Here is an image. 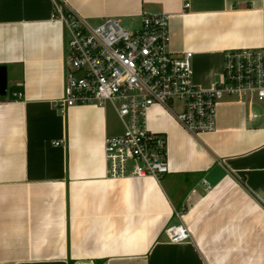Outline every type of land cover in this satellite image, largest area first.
<instances>
[{
    "label": "crops",
    "instance_id": "0c3cea01",
    "mask_svg": "<svg viewBox=\"0 0 264 264\" xmlns=\"http://www.w3.org/2000/svg\"><path fill=\"white\" fill-rule=\"evenodd\" d=\"M67 1L92 21L169 13L170 48L194 52L204 89L226 50L264 48V0ZM53 12V0H0V264H264V101L222 102L216 129L200 135L153 106L148 127L167 137L169 172L108 178L105 139L123 125L111 105L56 107L65 31ZM217 167L225 175L208 179ZM180 223L191 239L173 243L165 230Z\"/></svg>",
    "mask_w": 264,
    "mask_h": 264
},
{
    "label": "built area",
    "instance_id": "2783aa9c",
    "mask_svg": "<svg viewBox=\"0 0 264 264\" xmlns=\"http://www.w3.org/2000/svg\"><path fill=\"white\" fill-rule=\"evenodd\" d=\"M183 1L189 8L190 1ZM53 3V22L65 31L64 96L56 107L64 111L75 105H111L123 125L122 134L105 139L108 178L161 181L169 172L167 137L148 127L153 106L166 108L187 131L200 135L216 129L222 102L264 101L262 47L226 50L221 78L204 89L194 80V52L175 53L170 48L169 13L144 10L139 25L127 28L111 16L94 25L67 0ZM14 97L22 99L24 93ZM186 209L183 204L174 214L180 217ZM165 232L173 243L191 239L184 223L170 225Z\"/></svg>",
    "mask_w": 264,
    "mask_h": 264
},
{
    "label": "water",
    "instance_id": "95a60500",
    "mask_svg": "<svg viewBox=\"0 0 264 264\" xmlns=\"http://www.w3.org/2000/svg\"><path fill=\"white\" fill-rule=\"evenodd\" d=\"M8 90V68L6 65L0 66V95L5 96ZM225 172L220 171L217 167L209 175L208 179L214 181L215 177H223Z\"/></svg>",
    "mask_w": 264,
    "mask_h": 264
},
{
    "label": "rangeland",
    "instance_id": "374dc122",
    "mask_svg": "<svg viewBox=\"0 0 264 264\" xmlns=\"http://www.w3.org/2000/svg\"><path fill=\"white\" fill-rule=\"evenodd\" d=\"M90 21L94 25H97L100 22V21H92V20H90ZM122 25L125 26V27H127V28H132V27L137 26L139 24H138V22H134V21H131V20H123L122 21Z\"/></svg>",
    "mask_w": 264,
    "mask_h": 264
}]
</instances>
